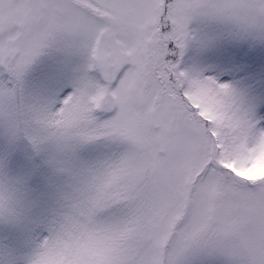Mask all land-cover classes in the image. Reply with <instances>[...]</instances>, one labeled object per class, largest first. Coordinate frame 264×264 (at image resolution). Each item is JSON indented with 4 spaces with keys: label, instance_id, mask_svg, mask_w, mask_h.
<instances>
[{
    "label": "snow or ice",
    "instance_id": "snow-or-ice-1",
    "mask_svg": "<svg viewBox=\"0 0 264 264\" xmlns=\"http://www.w3.org/2000/svg\"><path fill=\"white\" fill-rule=\"evenodd\" d=\"M264 0H0V264H264Z\"/></svg>",
    "mask_w": 264,
    "mask_h": 264
},
{
    "label": "rangeland",
    "instance_id": "rangeland-1",
    "mask_svg": "<svg viewBox=\"0 0 264 264\" xmlns=\"http://www.w3.org/2000/svg\"><path fill=\"white\" fill-rule=\"evenodd\" d=\"M242 174L253 177L264 175V157L259 158L251 169L242 172Z\"/></svg>",
    "mask_w": 264,
    "mask_h": 264
}]
</instances>
